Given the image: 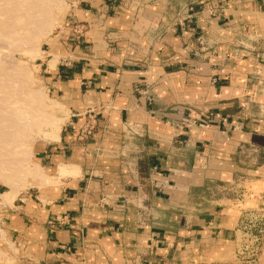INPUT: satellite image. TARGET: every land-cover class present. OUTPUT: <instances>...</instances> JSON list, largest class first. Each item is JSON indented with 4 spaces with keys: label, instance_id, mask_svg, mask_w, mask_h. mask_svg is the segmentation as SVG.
I'll return each instance as SVG.
<instances>
[{
    "label": "crops",
    "instance_id": "1",
    "mask_svg": "<svg viewBox=\"0 0 264 264\" xmlns=\"http://www.w3.org/2000/svg\"><path fill=\"white\" fill-rule=\"evenodd\" d=\"M159 1L71 0L73 26L46 40L39 60L42 83L62 123L40 148L36 165L43 180L34 179L35 186L0 203L12 245L4 264H236L241 214L264 209V166H234L231 155L242 144L219 130L187 127L174 140V122L192 115L191 91L160 60L167 48L159 38L176 45L175 38L187 33L161 29L169 18ZM228 5L248 12L208 23L239 29L242 19L264 37V0ZM254 64L249 73L264 72V63ZM232 74L230 87L221 82L215 90L216 101L242 99L239 73ZM127 129L136 134L134 143L112 138ZM250 137L243 143L252 144ZM211 184L218 190L209 192ZM195 192L199 200L192 204ZM129 202L150 218L140 215L132 226Z\"/></svg>",
    "mask_w": 264,
    "mask_h": 264
},
{
    "label": "rangeland",
    "instance_id": "2",
    "mask_svg": "<svg viewBox=\"0 0 264 264\" xmlns=\"http://www.w3.org/2000/svg\"><path fill=\"white\" fill-rule=\"evenodd\" d=\"M59 1L61 2L59 5H62V8L59 6H56L59 7L56 8L53 5L52 9L54 12L52 10V14H50L52 15L50 16L52 17L50 19L53 20L50 21V25L46 26V28L43 29L42 33L39 34L36 39H32L34 41L26 40V42H28H24L27 44L24 46L27 49L26 52V49L23 46H20V42H15L17 39H20V36L22 38L23 34L21 35L20 33V35L14 37L16 35H11L10 31L13 30V26H20V22L18 20L21 19V22L23 20L21 13L26 11L27 13H25L28 14V17L25 13L24 14L27 19H31V17H33L31 9L37 1H34V3L32 1H27L29 2L27 4L25 0H0V116L3 114L1 117L5 121V124L8 123V126L11 117L12 119L16 120V126L13 129L11 125H15L14 120V124H10L9 127H5L7 125L4 124V126H2L4 121H1L0 119V122H2V125L0 124V129L2 132H4L2 133L0 130V151L3 153L4 151H2L3 147H1V145L10 143L12 141L11 137H16L20 133L19 130H21V124L18 123L19 120L16 119L18 118L17 112H19L20 107L24 108V102H29L28 92H38L42 89L41 92L43 91L42 93L44 94H42L44 96L43 104L47 107V109L45 108L43 110L44 114L47 115H45V118L54 117L61 119L58 112L59 107L57 105L56 107H51V105H55V102H53L52 98L46 92L44 84L42 83V73L39 67V60L42 58L43 52L45 51L44 44L46 40L51 35L56 34L60 30L73 26L72 24L70 25L71 19L69 13L71 0H58V2ZM229 1L234 0H160L159 7L162 11H164L165 14L168 15L169 18L167 21L168 24H165L166 22L160 23L164 24L161 29L164 32H173L175 35H177V32L182 29H184L185 33H187L184 38L180 36L175 38L179 39V42H177L176 45H173L170 43V41H168V43L167 40H165V36L159 38L160 46L167 48L166 51H164V49L160 51V60L164 63L168 62L170 67H172V70L175 71V73H178V78H180L181 81H185V86H187L191 91V106H188L187 109L191 110L192 115L187 121L178 120L174 122V130H176L174 140H178L180 136H182L180 135L182 129L187 127L196 130H219L220 132L228 134L230 136L229 140L230 138H233L234 141L241 142L242 144L241 149L231 155V161L235 162L233 163L234 166L236 165L240 169L244 170H252L253 167L254 169H257L258 167L264 166V72L261 71L258 76L252 75L249 73L250 69L248 66H253V63L259 65L264 63V37H257L255 33L250 32V29L245 27V25L248 24L245 21H241L242 19L239 21V25L241 27L239 29L232 28L230 26L225 27L226 23H223V26L220 25L219 28H217L213 23H208L209 20L215 21L216 19L220 18V15L225 16V14H229L230 12H248V10L242 6L240 9L234 5L229 6ZM29 4L31 5V9L26 10V8L28 9L30 6ZM36 5L38 6L34 5L33 11L36 8H40L41 6L46 8V5L43 6L44 4ZM24 6H26V8ZM130 7V11L133 10V4H131ZM22 8H24L25 11ZM35 14L36 13H34V15ZM29 15H31L30 18ZM17 16L20 17V19H15L18 18ZM25 19L26 18H24V20ZM38 19L40 20V18ZM16 20L19 24L16 23ZM33 20H35L33 22L36 24L37 19L33 18ZM29 21H32V19ZM39 22H41V20ZM34 29L35 28H33V32ZM31 35L27 34L26 38L29 39ZM5 36H7V38L9 36V39H7ZM11 36L12 38L14 37V44L11 43ZM23 38L25 39L24 36ZM19 41H21V39ZM30 48L32 51H30ZM36 48L39 50V52L38 50L34 51ZM33 52H36V54ZM238 63H242L243 66L240 65L242 67L236 70ZM22 70L28 73L26 77H23V81L19 78V75H17L18 73L20 74ZM233 71H237L239 73L237 77H239L238 82L241 83V87L239 88L242 90L240 92L242 99L227 103L216 101L217 99L215 98L218 95V92L215 94V90L218 91L221 82H226V87L231 86L230 82L232 77H236L234 74H232ZM24 78L26 80H24ZM203 95H208L207 101L202 99ZM172 106L173 105L170 106V109ZM174 106L178 107L176 104ZM28 109H30V107ZM162 109H165V107ZM235 110L240 111L238 112L239 114L236 113L238 116L235 114ZM5 111L10 113H6ZM11 112L14 114L12 115ZM6 114H9V116L11 115L10 118L9 116L7 118ZM233 115H235V118H232ZM5 118H7L9 121ZM2 127L8 128L6 130L10 131L11 133L7 132L6 134L5 129H2ZM15 128L17 131H19V133L16 132ZM14 132H16L18 135L16 133L13 134ZM233 132H242L244 134H241L240 137H236L233 136ZM45 133L46 135H49L46 137ZM5 134H9V137L5 136ZM211 134L214 136L213 133ZM114 135L115 136L112 137L114 140L120 139L122 141L132 143H134L136 138V134L130 129L125 130V132L122 134L117 132ZM249 135L252 136V138ZM28 136L24 139V143L26 144L20 147L17 151L19 153L24 152V154H26L24 156V154L20 153L18 157L24 156L23 158L26 160V166L23 165V168L21 169L27 170L30 168L27 170L29 172L32 170L31 166L33 164H38L39 166L41 165L39 159L41 155L40 148L42 144L51 141L49 136L51 139L54 138L49 129L47 127L45 128V126L42 127L39 133H29ZM248 137H250L252 141V144L250 145L243 143V140H247ZM3 139L7 141L5 142L6 144H3ZM207 140L210 142L209 138ZM210 148L209 157L213 159L216 157L215 148L212 146H210ZM230 150L231 149L228 148V152H230ZM127 152L131 158L134 157V149H130ZM191 155V153H188L187 157H190ZM0 159H3V155L0 157ZM1 161L0 168L3 167L2 165H4L1 163ZM0 173V177H5V172L0 170ZM21 178L23 181H21L22 185L20 184L19 191L28 189L37 184L33 182L34 179H30L29 176H21ZM206 188L209 192L218 190V187L214 184L206 186ZM6 191L7 189L3 184L0 183V194ZM198 196V192L193 193L192 197L194 198H192V204L199 200ZM106 201H102L101 203L104 206H110L112 203L118 205L119 203L113 201L108 203ZM127 204H129L128 206L131 207L129 208V222L132 224V226H134L135 223L140 222V215L144 221H147L150 218L148 213L145 211L141 212V209H137L138 212H135L136 208L133 202H129ZM257 228L258 230L262 231V234L260 235H263L264 224H260L257 226ZM237 230L238 224L236 227V233L237 238H239L240 233ZM0 232V254H3L2 256L0 255V264H4L9 251L12 250V245L5 234L1 215ZM258 251V257H260L262 252V257H264V237L261 240ZM252 264H259V262L255 260V262Z\"/></svg>",
    "mask_w": 264,
    "mask_h": 264
},
{
    "label": "bare ground",
    "instance_id": "3",
    "mask_svg": "<svg viewBox=\"0 0 264 264\" xmlns=\"http://www.w3.org/2000/svg\"><path fill=\"white\" fill-rule=\"evenodd\" d=\"M26 2L27 1H32L33 3H34V1L36 2V4H40V5H43V6H45L46 8H43L42 6L40 7L41 8V11H40V8H34L35 10V12L33 11V7H34V5L35 6H38V5H36V4H34L33 5V7H32V9H31V5L29 6V8L27 9L26 8V6H24L25 8H26V10H32L31 12H32V14H31V12H30V14L33 16V17H31V19H32V21H29V20H31V19H27V17H28V14H26L27 12L24 10V8H22L25 12V14H26V16H25V14L24 13H21V16H22V18H23V20H24V18H26L25 20H24V22H23V20H22V22H21V19H20V17H18V18H15V19H20V20H18L19 22H20V26L18 25L19 23H18V21L16 20V23H18V24H16V25H18V26H13V30L12 31H10L11 32V35H16V36H14V37H17V35H20V33H21V35L23 34V36L25 37V39L23 38V36H22V38H21V36H20V39H21V41H19L20 39H15L16 41V43L18 42H20V46H25V45H27L26 43L28 42V41H30V40H32V39H36L37 37H38V35L39 34H41L42 33V31H43V29L44 28H46V26H48V25H50V21H52L50 18H52V17H50V16H52V15H50V14H52L51 12H52V7H53V5L56 7V6H59L60 8H62V5L60 6L59 5V3H61L60 1L58 2V0H25ZM25 2V3H26ZM29 2H27V4L29 3ZM9 5V4H8ZM23 6V5H22ZM21 6V7H22ZM59 7H56V8H59ZM2 8V7H1ZM9 8V7H8ZM43 8V9H42ZM11 9H13V8H11ZM20 9V8H19ZM45 9V10H44ZM55 9V8H54ZM64 9V8H63ZM3 10V9H2ZM38 10V11H37ZM56 10V9H55ZM59 10V9H58ZM61 10V9H60ZM22 11V10H21ZM14 12H16V11H14ZM19 12V11H18ZM53 12H54V10H53ZM57 12V11H56ZM34 13H36L35 15H34ZM59 13V12H58ZM23 14H24V17H23ZM31 15H29V18H30V16ZM33 18L35 19H37L36 20V24H34V22L33 21H35V20H33ZM38 18H40V20H41V22H39L40 20L38 19ZM1 19V18H0ZM12 19H14V18H12ZM22 23V24H21ZM38 23H40V24H38ZM12 24H14V23H12ZM54 25V24H53ZM10 26V25H9ZM51 27V26H50ZM49 27V28H50ZM33 28H35L34 29V32H33ZM10 29V28H9ZM3 30V29H2ZM4 31V30H3ZM31 32H33V33H31ZM50 32V31H49ZM6 33H7V31H6ZM44 33V32H43ZM8 34H10V33H8ZM28 34V35H31L30 37H29V39H27L26 37V35ZM10 36V35H9ZM9 36H8V38H7V36H5L7 39H9ZM4 37V38H5ZM13 37V38H14ZM10 38H12V36L10 37ZM13 38H12V44H14V40H13ZM19 38V37H18ZM23 40H25V41H23ZM26 40H28L27 42H26ZM32 41H34V40H32ZM24 42H26V43H24ZM6 44V43H5ZM36 45V44H35ZM25 48V47H24ZM24 48H22V49H24ZM26 49V48H25ZM35 50H38L37 48L36 49H34V51ZM30 51H32L31 50V48H30ZM26 52H27V49H26ZM38 52H39V50H38ZM41 52V51H40ZM34 53V52H33ZM30 54H32V53H30ZM34 54H36V52L34 53ZM41 54V53H40ZM39 57H40V55H39ZM25 74V75H24ZM16 75V74H15ZM17 75H19V78L20 79H22V81H23V77H26V75H28V73L26 72V71H24V70H22L21 72H20V74L18 73ZM24 80H26L25 78H24ZM26 82V81H25ZM40 90V89H39ZM42 90V89H41ZM41 90L40 91H38V92H28V100H29V102L28 103H25L24 102V108L22 107H20V110H19V112H17V116H18V118H16V119H18L19 120V122L18 123H20L21 124V130H19V127H18V130L20 131V133H19V131H17V129L15 128V130H16V132H18L19 133V135L16 133V132H14L13 134H17L18 136H16V137H14V136H12L11 137V139H12V141L10 142V143H8V144H6L5 142H7V141H5L4 139H3V144L5 143L6 145H1V147H3V149H2V151H4V153L3 152H1L0 153V157H2V155H3V159H0V161L2 160V161H5V162H2L1 161V163H3L4 165H2L3 167H1L0 168V170L1 171H3V172H5L6 173V175H5V177L3 176H1L0 177V183L1 184H3L4 185V187L7 189V191L6 192H4V193H1L0 194V203H5V202H10V201H12L13 200V198L15 197V195L17 194V192L19 191V188H20V184H21V181H23V180H21L22 178H21V176H29L30 177V179H36V178H39L40 180H43V174H42V171H41V169L39 168V166H37L36 164H33L32 166H31V168H32V170H30V171H32V172H28L27 170H29V169H27V170H22L21 168H23V165H25L26 166V160L23 158L26 154H24V152H20V153H22V154H24V156H22V157H18L19 156V152L17 151V150H19V148L20 147H22L23 145H25L26 143H24V139L28 136V134L30 133V134H32V133H39L40 131H41V129H42V127L43 126H45V128L47 127L48 129H49V131H50V133L53 135V138H54V136H57V134H58V132H59V129H60V125H61V123H62V120L61 119H58V118H54V117H52V118H49V117H46L45 118V115L46 114H44V109L46 108L47 109V107H46V105H44L43 103H44V94L41 92ZM44 90V89H43ZM43 94V95H42ZM46 96V95H45ZM45 99H46V97H45ZM48 101V100H47ZM50 101V100H49ZM53 106H55L56 107V104L54 105H51V107H53ZM30 107V109H28ZM49 108V107H48ZM8 111H10V110H8ZM7 111V112H8ZM6 112V111H5ZM6 112V113H7ZM8 113H10V112H8ZM12 113V112H11ZM14 113H12V115H13ZM1 116H3V114H1ZM0 116V119H1V121L3 120L2 119V117ZM5 116V115H4ZM6 116H7V118H8V116H9V114L7 115L6 114ZM11 116V115H10ZM10 116H9V118H10ZM43 116V117H42ZM47 116V115H46ZM40 117H41V119H40ZM4 118V117H3ZM7 118H5L6 120H8ZM49 118V119H48ZM46 119V120H45ZM13 120L14 119H12V117L10 118V121H9V126H10V124H14V122L16 121V120H14V122H13ZM4 121V120H3ZM8 121H6V122H8ZM11 122V123H10ZM13 122V123H12ZM2 122H0V124H1ZM3 124V125H2ZM1 125L2 126H4V124H5V121H4V123H2ZM5 125H7V126H5V127H9L8 126V123H6ZM16 126V122H15V125H11V127H13V129H14V127ZM18 126V125H17ZM20 126V125H19ZM5 127H2V129L4 128L5 129V131H6V134H7V132L9 133L10 131H7L6 129H8V128H5ZM10 129V128H9ZM44 129V128H43ZM1 130V129H0ZM14 131V130H13ZM1 132H2V130H1ZM29 132V133H28ZM2 133H4V132H2ZM11 133V132H10ZM47 133H48V131H47ZM5 134V136H7V137H9L8 135H6ZM42 134V133H41ZM45 135H46V133H45ZM49 134H47L46 135V137L48 136ZM4 136V135H3ZM29 137V136H28ZM2 138V137H1ZM4 138V137H3ZM49 138L51 139V137L49 136ZM10 139V138H9ZM28 139V138H27ZM26 139V140H27ZM46 139V138H45ZM1 140V139H0ZM5 147V148H4ZM5 152H6V154H5ZM5 154V155H4ZM4 156H5V159H4ZM26 158V157H25ZM28 162V161H27ZM6 163V164H5ZM64 172H65V170L64 169H60V174L62 175V174H64ZM1 174V173H0ZM39 180V181H40ZM25 181V180H24ZM22 185V184H21ZM7 202V203H8ZM1 233V232H0ZM3 234V233H2ZM3 238V237H2ZM1 256L3 255V254H0Z\"/></svg>",
    "mask_w": 264,
    "mask_h": 264
},
{
    "label": "built area",
    "instance_id": "4",
    "mask_svg": "<svg viewBox=\"0 0 264 264\" xmlns=\"http://www.w3.org/2000/svg\"><path fill=\"white\" fill-rule=\"evenodd\" d=\"M264 209L244 212L238 222L239 238L235 242L234 258L236 264H252L257 261L262 231L257 226L264 224Z\"/></svg>",
    "mask_w": 264,
    "mask_h": 264
}]
</instances>
